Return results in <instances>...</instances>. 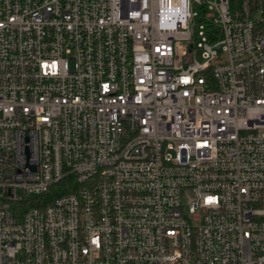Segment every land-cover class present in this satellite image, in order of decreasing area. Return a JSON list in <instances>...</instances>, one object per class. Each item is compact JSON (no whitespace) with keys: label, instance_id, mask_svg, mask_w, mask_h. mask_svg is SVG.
I'll use <instances>...</instances> for the list:
<instances>
[{"label":"built area","instance_id":"built-area-1","mask_svg":"<svg viewBox=\"0 0 264 264\" xmlns=\"http://www.w3.org/2000/svg\"><path fill=\"white\" fill-rule=\"evenodd\" d=\"M0 264H264V0H0Z\"/></svg>","mask_w":264,"mask_h":264},{"label":"trees","instance_id":"trees-1","mask_svg":"<svg viewBox=\"0 0 264 264\" xmlns=\"http://www.w3.org/2000/svg\"><path fill=\"white\" fill-rule=\"evenodd\" d=\"M66 185H67V181H62L60 183H58L57 185H55L54 187H52L50 189L49 194V202H51L55 197L62 195L64 193L69 192L68 189H66ZM34 206H38L37 204H33Z\"/></svg>","mask_w":264,"mask_h":264}]
</instances>
